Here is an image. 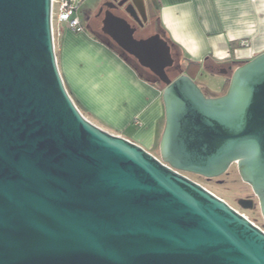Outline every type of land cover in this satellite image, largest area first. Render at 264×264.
Here are the masks:
<instances>
[{
  "label": "water",
  "instance_id": "95a60500",
  "mask_svg": "<svg viewBox=\"0 0 264 264\" xmlns=\"http://www.w3.org/2000/svg\"><path fill=\"white\" fill-rule=\"evenodd\" d=\"M128 7L142 28L144 1ZM102 32L164 85L158 157L78 110L57 67L51 0H0V264H264V53L222 70L228 88L213 96L168 77L160 35L136 39L110 11ZM231 165L262 228L186 176Z\"/></svg>",
  "mask_w": 264,
  "mask_h": 264
},
{
  "label": "crops",
  "instance_id": "0c3cea01",
  "mask_svg": "<svg viewBox=\"0 0 264 264\" xmlns=\"http://www.w3.org/2000/svg\"><path fill=\"white\" fill-rule=\"evenodd\" d=\"M154 4L160 37L173 54L185 63L201 64L197 72H184L192 80L208 61L221 66L212 75H224L225 82L229 71L222 70L264 53V0H154ZM241 40L248 45L230 50V44ZM55 55L64 86L82 112L148 153L156 150L165 125L163 89L148 83L133 65L85 30L74 33L64 26L55 40ZM222 87L220 94L204 92L219 96Z\"/></svg>",
  "mask_w": 264,
  "mask_h": 264
},
{
  "label": "rangeland",
  "instance_id": "374dc122",
  "mask_svg": "<svg viewBox=\"0 0 264 264\" xmlns=\"http://www.w3.org/2000/svg\"><path fill=\"white\" fill-rule=\"evenodd\" d=\"M143 1H144V8H145L147 21L144 24L143 28L135 32L134 38L145 39L154 34L162 35L159 19L156 14V6L154 4V0H143ZM104 4L105 2L103 3L102 0H83V2L79 7L77 15L81 23L85 27V33L94 34L100 39L108 40L104 34H102L100 31L97 30L98 28H94L93 26H90L85 21L86 17L93 16L96 10ZM114 47L115 49H118L116 48L117 46ZM172 58L174 60L173 65L175 64L174 67H181V68L184 67V62L182 61L180 56L174 53ZM129 62L143 76L151 79L149 72L144 68H142L140 65H138L137 62H135L131 58L129 59ZM172 67L169 68V71L172 69ZM173 76H175V73L171 72L170 79H172ZM224 78L225 77L222 74L212 75L206 73L205 71H201L193 81L198 85V87L202 91L208 90L211 91V93L220 94V90L223 85ZM81 113L87 120L98 126V124L92 121L89 118V116H87L84 112L81 111ZM98 127L101 128V126ZM101 129L104 130V128ZM152 155L155 157L159 156V141L157 142L156 150L152 151ZM186 176L191 180H193L194 182L200 184L202 187L213 193L218 198L225 201L230 207L243 214L247 219H249L255 225L262 228L263 220L260 214L257 199L254 197L250 187L241 181L237 172L236 165H231L225 174L213 179H206L191 174H186ZM247 198H252L255 202V206L252 209H247V210L241 209L237 203L238 200L247 199Z\"/></svg>",
  "mask_w": 264,
  "mask_h": 264
},
{
  "label": "built area",
  "instance_id": "2783aa9c",
  "mask_svg": "<svg viewBox=\"0 0 264 264\" xmlns=\"http://www.w3.org/2000/svg\"><path fill=\"white\" fill-rule=\"evenodd\" d=\"M82 2L83 0H51V31L54 49L55 40L61 35L64 26L74 33H82L84 31V27L77 15ZM247 45L248 42L246 40L238 42L239 47Z\"/></svg>",
  "mask_w": 264,
  "mask_h": 264
},
{
  "label": "trees",
  "instance_id": "16d2710c",
  "mask_svg": "<svg viewBox=\"0 0 264 264\" xmlns=\"http://www.w3.org/2000/svg\"><path fill=\"white\" fill-rule=\"evenodd\" d=\"M84 30H85V27H84ZM97 40H99L103 45H105L106 47H108L110 50H112L113 52H115L121 59H123L127 64H130L132 65L130 62H129V59H133L135 62H137L134 58H132L131 56L127 55L125 52H123L120 48L118 49H115L114 46H116L109 38H107L108 40H103V39H100L99 37H97L96 35L92 34ZM114 45V46H113ZM168 45L170 46L171 48V45L168 43ZM238 44H230V50L233 49V47L237 46ZM171 55L173 57V52H172V49H171ZM139 65V64H138ZM175 65V64H174ZM172 67V69L169 71V69H166V73L167 75H169L168 77L170 78V73L171 72H174L175 73V76H173L172 80L175 79L176 77L180 76L181 74H184V72H189V71H194V72H197L200 67H201V64L199 63H194V62H190V61H186V63L184 62V67L181 68V67ZM221 66L217 65V64H213V63H210L208 61H205L202 65V68L203 70L206 72V73H209V74H216L219 72V69H220ZM147 70V69H145ZM148 71V70H147ZM149 72V71H148ZM228 77L225 79V82H224V85L222 87V94H224L228 88V85H229V81H230V74L231 72L229 71L228 72ZM150 76H151V79L150 78H147V81L148 83H150L152 86H156L158 88H161L163 89L164 88V85L151 73L149 72ZM69 94V93H68ZM75 103V102H74ZM76 107L78 108V110L81 112V109L79 108V106L75 103Z\"/></svg>",
  "mask_w": 264,
  "mask_h": 264
},
{
  "label": "flooded vegetation",
  "instance_id": "af4514ba",
  "mask_svg": "<svg viewBox=\"0 0 264 264\" xmlns=\"http://www.w3.org/2000/svg\"><path fill=\"white\" fill-rule=\"evenodd\" d=\"M132 0H105L103 3L112 2L113 7L107 8L106 6L102 5L100 6L96 12L93 14V16L86 17L85 21L94 28H98L97 30L100 31L102 34V21L104 19L106 11H110L114 16H117L119 18H122L127 21L128 24H130L132 27L136 28V31L141 29L138 27L136 22L133 20L131 15L126 11L128 8L130 12V8L128 7L131 4ZM121 4V5H120ZM143 28V27H142ZM135 34V33H134ZM107 38H109L106 34H104ZM110 39V38H109ZM111 40V39H110ZM112 41V40H111ZM113 42V41H112ZM114 43V42H113ZM115 44V43H114ZM116 45V44H115Z\"/></svg>",
  "mask_w": 264,
  "mask_h": 264
}]
</instances>
